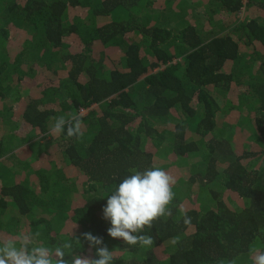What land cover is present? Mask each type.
<instances>
[{"label":"trees","instance_id":"trees-1","mask_svg":"<svg viewBox=\"0 0 264 264\" xmlns=\"http://www.w3.org/2000/svg\"><path fill=\"white\" fill-rule=\"evenodd\" d=\"M163 1L0 0V125L13 124L0 139V239L39 232L96 258L91 232L115 264H252L250 249L264 250V0ZM81 109L82 141L34 153L51 118ZM170 159L176 196L144 229L153 245L110 237L106 196Z\"/></svg>","mask_w":264,"mask_h":264},{"label":"clouds","instance_id":"clouds-1","mask_svg":"<svg viewBox=\"0 0 264 264\" xmlns=\"http://www.w3.org/2000/svg\"><path fill=\"white\" fill-rule=\"evenodd\" d=\"M244 10V9H243ZM48 135L55 138L83 140L84 113L73 112L51 118ZM176 178L168 171L152 166L143 171L133 170L107 195L103 207V219L110 222L108 235L122 239L130 246L151 247L154 239L144 234L161 217H171L169 205L175 199L173 191ZM183 223L190 226L192 218L184 208H179ZM89 248L95 249V257L82 256L73 251V242L66 240L51 247L38 241L40 233L21 232L16 238L0 239V264H115L116 255L110 251L102 237L91 232L82 234ZM176 241L174 240L173 243ZM75 243L81 245V239L75 237ZM252 264H264V250L250 249ZM220 264H234L233 261H221Z\"/></svg>","mask_w":264,"mask_h":264},{"label":"rangeland","instance_id":"rangeland-1","mask_svg":"<svg viewBox=\"0 0 264 264\" xmlns=\"http://www.w3.org/2000/svg\"><path fill=\"white\" fill-rule=\"evenodd\" d=\"M158 1V0H157ZM159 2L160 3H163L164 1L163 0H159ZM153 5L154 4H152V6L149 8V9H151V8H153ZM163 6H164V4H163ZM158 8V7H157ZM148 17H149V19L153 22L154 21V19H156V18H158L157 17V14H156V12H153V11H151V12H149V15H148ZM177 38V40H179L178 39V37H176ZM235 86V85H234ZM234 89H237L236 87L234 88ZM239 93V92H238ZM235 101H238V99H234ZM5 117H6V120H7V123L6 122H4L3 124H2V122H1V124L2 125H0V139L2 138L1 136H3V135H8L9 133H12L11 131H12V129H13V124H12V119H8L7 118V115H5ZM233 122V125H234V127L235 126H239V127H241L243 130H244V127H246V128H249V124H247L245 121H239L238 120V118H236V117H226V119H225V121H224V125H222V126H225L226 128H227V126H228V124H231ZM7 126V127H6ZM245 128V129H246ZM244 135H246V133H244ZM235 136L236 135H234L233 136V141H234V145H236V143L241 147V146H243V143H244V141H243V139H239V140H236L235 139ZM50 139H52V137L51 136H49L48 135V133L47 134H45V135H38V137L34 140L35 142H38V144L37 145H35L34 146V153H36V152H38V154L39 155H42V152H43V145H44V143H46L47 141H49ZM236 141V142H235ZM237 146V145H236ZM238 146V147H239ZM22 147H20V149H21ZM17 149H19V148H16L15 150H17ZM21 156H25V154H21ZM20 156V157H21ZM174 159H170V160H168L167 162H165V163H163V164H169V163H171L172 161H173ZM177 166H179L178 165V162H177V165H174V162L173 163H171L168 167H166V171H168L172 176H174L175 177V175H176V173L178 172V167ZM32 188L34 189L35 188V190H36V186H34L33 184H32Z\"/></svg>","mask_w":264,"mask_h":264},{"label":"built area","instance_id":"built-area-1","mask_svg":"<svg viewBox=\"0 0 264 264\" xmlns=\"http://www.w3.org/2000/svg\"><path fill=\"white\" fill-rule=\"evenodd\" d=\"M81 111L84 113V116H86V115H88L90 110L89 109H81L80 112Z\"/></svg>","mask_w":264,"mask_h":264}]
</instances>
